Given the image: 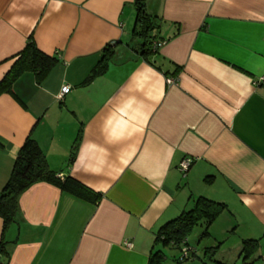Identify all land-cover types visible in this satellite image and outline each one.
Segmentation results:
<instances>
[{
    "label": "crops",
    "instance_id": "1",
    "mask_svg": "<svg viewBox=\"0 0 264 264\" xmlns=\"http://www.w3.org/2000/svg\"><path fill=\"white\" fill-rule=\"evenodd\" d=\"M135 1L0 0V82L30 40L56 60L0 95V193L31 135L51 171L101 195L30 187L17 221L0 218V264H147L160 229L199 198L227 207L215 242L230 234L225 251L240 255L258 241L246 264L264 260V0H146L163 43L149 58Z\"/></svg>",
    "mask_w": 264,
    "mask_h": 264
},
{
    "label": "trees",
    "instance_id": "2",
    "mask_svg": "<svg viewBox=\"0 0 264 264\" xmlns=\"http://www.w3.org/2000/svg\"><path fill=\"white\" fill-rule=\"evenodd\" d=\"M135 8L136 18L133 34L140 41L138 55L140 58L155 56L159 50L153 48L159 31L158 18L148 13L146 0H136ZM112 55V50L104 51L100 65L93 71L88 82L104 71L106 66H101V64L110 61ZM55 63L54 58L42 54L30 40L24 51L16 57L12 69L0 82V95L3 93L13 95V84L26 72L34 73L37 80L43 79ZM152 64L154 63L152 62ZM42 182L51 183L62 191L93 204H97L101 198V195L88 190L70 177L58 178L57 173L50 170L44 153L30 135L20 148L11 175L0 193V218L4 222V228L17 221L20 196L33 185ZM226 209L224 204L204 198L197 199L190 211L183 213L160 229L147 264H164L166 257L161 248L187 246V238L202 223L205 226L203 236L208 237V229ZM212 250L207 249L211 257L216 253L215 249ZM258 250V241H244L240 252L244 264L251 260ZM189 256L190 252L187 259ZM0 257L2 261L4 257L3 243H0ZM184 261L180 259L179 262Z\"/></svg>",
    "mask_w": 264,
    "mask_h": 264
},
{
    "label": "rangeland",
    "instance_id": "3",
    "mask_svg": "<svg viewBox=\"0 0 264 264\" xmlns=\"http://www.w3.org/2000/svg\"><path fill=\"white\" fill-rule=\"evenodd\" d=\"M152 0H148L150 3ZM212 226V225H211ZM205 231V226L200 224L197 226L191 235L187 238V246L177 247V246H170L168 248H161L162 252L166 257L165 264H205V261H208V258H211V254L207 252V249L213 251L212 249L216 250L215 255L213 258L218 260V264H225L223 261L225 260L227 264H244L243 256L235 255V253H231L229 250L225 251V249H230L234 246V239L231 238L230 234L223 235L228 237L225 243L222 245L219 242H215L211 236L210 228L208 229V237H204L203 233ZM222 237V236H221ZM224 242V241H223ZM220 247H223L221 250ZM190 249V256L184 262H179L181 257L183 256V249ZM220 250V251H219ZM219 252V253H218ZM216 256V257H215ZM215 264V263H213Z\"/></svg>",
    "mask_w": 264,
    "mask_h": 264
},
{
    "label": "built area",
    "instance_id": "4",
    "mask_svg": "<svg viewBox=\"0 0 264 264\" xmlns=\"http://www.w3.org/2000/svg\"><path fill=\"white\" fill-rule=\"evenodd\" d=\"M163 46V43H155L153 45V48L154 50H158L160 49L161 47ZM175 81L172 80V79H168V83L169 84H173ZM256 85L258 86H264V77H261L257 82H256ZM71 88L69 86H63L61 88V92L58 96V100H62L63 97L65 95H67L69 92H70ZM194 163V159H191V158H187V159H184L180 165H179V171L180 173L182 174L183 177H185L187 175V173L189 172L191 166L193 165ZM58 178L62 179L63 176L62 175H57ZM128 247H130V245H127ZM183 252V256L181 257V260L184 261L187 259L188 255H189V252H190V249H183L182 250ZM0 262H1V257H0ZM252 264H264V260H261L260 262L258 263H252Z\"/></svg>",
    "mask_w": 264,
    "mask_h": 264
}]
</instances>
